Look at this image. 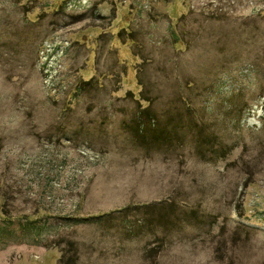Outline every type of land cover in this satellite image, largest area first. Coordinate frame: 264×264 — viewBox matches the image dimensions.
<instances>
[{
  "label": "rangeland",
  "instance_id": "obj_1",
  "mask_svg": "<svg viewBox=\"0 0 264 264\" xmlns=\"http://www.w3.org/2000/svg\"><path fill=\"white\" fill-rule=\"evenodd\" d=\"M0 211V264H264V0H0Z\"/></svg>",
  "mask_w": 264,
  "mask_h": 264
},
{
  "label": "built area",
  "instance_id": "obj_2",
  "mask_svg": "<svg viewBox=\"0 0 264 264\" xmlns=\"http://www.w3.org/2000/svg\"><path fill=\"white\" fill-rule=\"evenodd\" d=\"M49 45L52 46L51 50L54 49V48L56 47L55 44L52 45L51 43H49ZM41 53H45L44 48L41 50ZM43 56H45V55H43ZM53 56L55 57V55H53ZM51 57H52V55H49L48 57L46 56V58H47L46 61H48V65H50ZM42 61H43V60H42ZM44 61H45V59H44ZM42 64H43V62H42Z\"/></svg>",
  "mask_w": 264,
  "mask_h": 264
},
{
  "label": "trees",
  "instance_id": "obj_3",
  "mask_svg": "<svg viewBox=\"0 0 264 264\" xmlns=\"http://www.w3.org/2000/svg\"><path fill=\"white\" fill-rule=\"evenodd\" d=\"M1 212V211H0ZM2 213V212H1Z\"/></svg>",
  "mask_w": 264,
  "mask_h": 264
}]
</instances>
